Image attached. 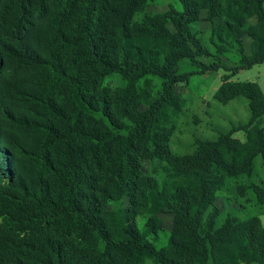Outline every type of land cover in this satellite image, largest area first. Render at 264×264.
Masks as SVG:
<instances>
[{
  "label": "trees",
  "instance_id": "obj_1",
  "mask_svg": "<svg viewBox=\"0 0 264 264\" xmlns=\"http://www.w3.org/2000/svg\"><path fill=\"white\" fill-rule=\"evenodd\" d=\"M150 1L0 0V264H264L258 216L215 227L226 179L250 175L257 156L264 170V94L230 81L264 62V0H177L180 10L135 22ZM203 12L234 40L233 67L199 61ZM182 60L197 74L224 69L213 98L244 97L250 111L185 155L170 149L185 106L176 89L192 75ZM111 74L125 84L105 86ZM149 78L160 80L154 99ZM154 161L164 165L147 175ZM251 189L264 215V185ZM164 211L173 226L157 248L148 235Z\"/></svg>",
  "mask_w": 264,
  "mask_h": 264
},
{
  "label": "rangeland",
  "instance_id": "obj_2",
  "mask_svg": "<svg viewBox=\"0 0 264 264\" xmlns=\"http://www.w3.org/2000/svg\"><path fill=\"white\" fill-rule=\"evenodd\" d=\"M172 7L180 10L177 0H151L144 11L134 17L135 22H140L147 15L153 16L160 14ZM251 24L254 19L249 21ZM218 23L210 25L205 20V14L202 13L201 20L193 26L201 46L205 48L209 56L200 57L202 63H213L219 58L221 64L226 68H231L237 58V51L234 40L227 37L226 33L217 28ZM221 37L222 40H219ZM215 45L225 47V52L218 55ZM244 51L249 52L250 40L243 39ZM197 68L192 66L189 60L179 62V72L192 73L187 85L176 89L185 101L179 116L172 124V135L170 138V149L176 154H191L195 149V141L214 140L220 134H225L231 129L245 125L250 120V111L248 100L244 97H236L223 105L218 103L213 95L221 83V76L225 74L224 69L210 71L205 74H197ZM153 87L154 94L152 99L156 98V90L160 85V80L155 78L148 79ZM230 81H248L258 84L264 94V62L255 65L250 69L241 70L230 78ZM125 82L118 74H111L104 80V85L109 88L123 86ZM264 125V117H263ZM233 137L241 142H245V133L237 131ZM164 163L154 161L152 164L145 162L144 171L147 175H153L155 168ZM157 178L160 174H155ZM253 185H264V170L262 160L257 156L254 160L253 170L250 175H240L226 179L223 187L216 193L215 205L219 209V214L215 220V227H219L227 217H236L240 220L250 216H258L264 226L263 208L256 202L251 187ZM127 202L123 200L118 204H113L112 208L117 209L126 207ZM161 222V230L157 236L148 235V239L157 247L161 248L167 245L173 226V216L164 211L157 214ZM147 217H138L136 222L139 228H142ZM256 264V263H252Z\"/></svg>",
  "mask_w": 264,
  "mask_h": 264
}]
</instances>
